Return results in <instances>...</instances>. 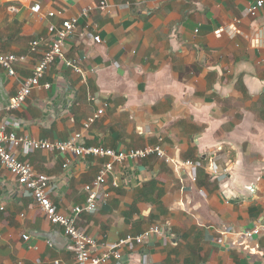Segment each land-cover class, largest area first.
I'll return each mask as SVG.
<instances>
[{
  "label": "crops",
  "instance_id": "0c3cea01",
  "mask_svg": "<svg viewBox=\"0 0 264 264\" xmlns=\"http://www.w3.org/2000/svg\"><path fill=\"white\" fill-rule=\"evenodd\" d=\"M100 1L0 0V52L26 56L12 76L0 66L1 97L32 74L64 19L84 33L64 46L81 72L55 60L4 115L9 128L49 141L79 133V144L115 151L162 148L164 157L115 164L96 208L76 219L100 245L94 253L161 228L107 264H264V233L239 234L264 219V2L250 15L256 0ZM8 147L49 177L48 196L65 213L85 202L106 160ZM0 207V264H75L62 228L2 166Z\"/></svg>",
  "mask_w": 264,
  "mask_h": 264
},
{
  "label": "built area",
  "instance_id": "2783aa9c",
  "mask_svg": "<svg viewBox=\"0 0 264 264\" xmlns=\"http://www.w3.org/2000/svg\"><path fill=\"white\" fill-rule=\"evenodd\" d=\"M264 0H256L250 4L247 11L250 15H255L263 6ZM106 7L105 1L101 0L99 8ZM84 11L83 13H85ZM48 15H53L49 12ZM76 32L75 19H64L61 27L56 31L53 40L47 44L42 55L32 69V74L23 79L18 90L11 95L5 102H0V166L5 168L13 175L17 182L25 189L26 193L33 199L46 216V219L53 224L62 228L63 235L68 239L73 248L75 264H107L111 259L118 260L121 258L120 247L128 242L142 243L150 235L160 233L159 226H151L147 230L136 236H126L119 241L106 245L100 253H94L100 246L96 239L86 234L82 229L77 227L76 219L84 211L90 212L97 206L98 191L106 181L115 164H120L126 160H135L156 155L164 157L163 150L160 146H145L142 148H133L125 151H115L101 145L84 146L78 143L79 133L65 140L49 141L45 139H35L29 136H19L9 128L8 122L4 115L13 110L19 109L25 103L28 95L33 88L39 86L40 79L43 77L46 69L55 60H65L66 65L80 73L79 65L68 59H65L64 46L66 40ZM80 38L84 36L83 32L77 33ZM92 41L100 42L99 35H93ZM41 44L40 39H33L29 43V49L35 51ZM25 55L15 53L0 52V66L8 75H14V65L25 60ZM48 86V83L44 84ZM103 113V109H97L92 113L84 124L89 126L96 118ZM9 146L18 148L23 153L32 150L56 151L60 153L70 152L78 157H100L105 158V162L98 169L95 178L88 184H85L83 190L86 192L85 202L81 205L72 207L69 213L60 211L57 206L50 200L47 189L49 187V177L45 173L36 172L31 165L17 158L15 152ZM184 164L191 165V161H185ZM66 166V164H64ZM211 169V167H208ZM194 181L195 178L193 177ZM113 184L117 185L116 182ZM1 208V207H0ZM264 233V219L259 221L251 229L242 230L239 234L243 238L251 239ZM23 239H27L26 233L22 234Z\"/></svg>",
  "mask_w": 264,
  "mask_h": 264
},
{
  "label": "water",
  "instance_id": "95a60500",
  "mask_svg": "<svg viewBox=\"0 0 264 264\" xmlns=\"http://www.w3.org/2000/svg\"><path fill=\"white\" fill-rule=\"evenodd\" d=\"M2 96L3 97L0 96V102H4L8 99L7 96H5V95H2ZM50 240H52V237H50Z\"/></svg>",
  "mask_w": 264,
  "mask_h": 264
}]
</instances>
